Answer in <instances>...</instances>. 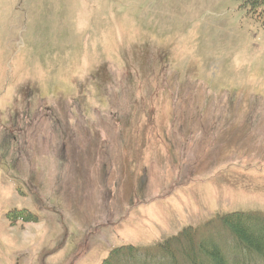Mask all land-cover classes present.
Segmentation results:
<instances>
[{"label":"rangeland","instance_id":"obj_1","mask_svg":"<svg viewBox=\"0 0 264 264\" xmlns=\"http://www.w3.org/2000/svg\"><path fill=\"white\" fill-rule=\"evenodd\" d=\"M261 17L242 0H0V116L36 105L31 126L24 114L0 132V264H102L131 245V264H213V246L231 264H264L222 223L240 212L264 225ZM158 67L159 82L121 86L127 122L103 91L62 111L98 77ZM54 99L60 112L37 118ZM65 132L67 148L94 139L99 154L68 166L47 134L63 148ZM107 161L122 172L108 182Z\"/></svg>","mask_w":264,"mask_h":264},{"label":"trees","instance_id":"obj_2","mask_svg":"<svg viewBox=\"0 0 264 264\" xmlns=\"http://www.w3.org/2000/svg\"><path fill=\"white\" fill-rule=\"evenodd\" d=\"M244 5L248 7V10L259 17L264 16V0H242ZM34 219V218H32ZM222 223L227 224V228L237 238L239 245L250 251H255L260 253L262 258H264V225L255 224L252 222V218L244 216L240 212H232L222 216ZM177 238V236H175ZM162 250L167 252L170 251L169 246L165 245L163 242L160 243ZM139 249L137 247L130 248V251L126 253V257L122 256V259L128 262L134 261L135 253ZM114 251L113 253L118 252ZM211 257L213 259V264H231L221 252L217 246H213L211 251ZM117 255L112 254L109 258L105 259L102 264H125L127 262H121ZM264 260V259H263Z\"/></svg>","mask_w":264,"mask_h":264}]
</instances>
